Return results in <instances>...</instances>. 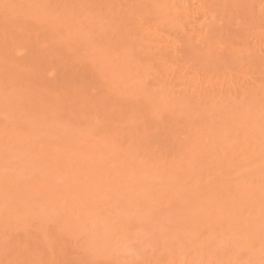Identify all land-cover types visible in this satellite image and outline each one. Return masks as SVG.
Returning a JSON list of instances; mask_svg holds the SVG:
<instances>
[{
    "label": "bare ground",
    "instance_id": "6f19581e",
    "mask_svg": "<svg viewBox=\"0 0 264 264\" xmlns=\"http://www.w3.org/2000/svg\"><path fill=\"white\" fill-rule=\"evenodd\" d=\"M230 5L264 0H0V220L53 214L79 264H264V52L193 66Z\"/></svg>",
    "mask_w": 264,
    "mask_h": 264
},
{
    "label": "rangeland",
    "instance_id": "374dc122",
    "mask_svg": "<svg viewBox=\"0 0 264 264\" xmlns=\"http://www.w3.org/2000/svg\"><path fill=\"white\" fill-rule=\"evenodd\" d=\"M236 2L234 4V6L237 4ZM232 3H234V2H232ZM230 7L232 8V5H230L229 8ZM229 8L227 9V14H226L225 19H220L219 14H217L215 18L211 19L214 22L216 21L215 22L216 33L218 31L222 32L220 34L221 40H219V42L218 41L216 42V52L218 53L217 47L219 45H217V44L228 43L229 45L227 44L228 46H225V45L222 46V49H223L222 53L219 50L220 56H219V54L217 55V53L213 50L212 56H215L214 59L208 58L207 61H203V62H200L197 64H193L195 69L199 68L201 71H203L205 73H211L212 72L211 69L213 67H215L214 62H216L217 60H220V62H221V59H222V61L224 60L227 62V57L231 58V57H233V54H234V58L236 59V61H238L235 63V65H236L235 67L237 69L236 68H234V69H236L238 71V68H239V70L246 71V72H248L247 74H250L249 71L251 70L252 67H254L252 62H254V63L256 62L255 60H256L257 56H259L257 61L260 60V58H261L260 55L263 54V52H264V50H262L264 48V20H263L264 19V16H263L264 15V8L261 10L262 12L261 11H255V8H253L252 12H251L252 14H250L251 17L250 16L246 17V15H249V13H248L249 11L248 12L245 11V12H247V14L245 13L246 15H244L241 9L237 10L238 15H239V11L241 12V14L239 16L237 14L233 15L234 14L233 10L230 8L232 10L231 11ZM234 10H236V9H234ZM244 10H246V9H244ZM248 10H250V9H248ZM256 12H257V14H256ZM253 13H255V16H253L254 15ZM258 13H260L261 15H259ZM229 14H231V15H229ZM235 16H237V17H235ZM245 17L248 18V20ZM227 18L228 19L230 18V19L227 20ZM250 18H252V19H250ZM218 19H220V21ZM257 19L259 21H257ZM239 20H241V21H239ZM244 20H246V21H244ZM243 21L245 22L244 23L245 26L243 24ZM241 25H243V26L241 27ZM178 32L179 31H177L176 33H173V35H176V37H177L178 34H180L179 37H181V39H182V37H183V40L187 39L186 34L184 35V33L182 32L184 35V36H182L181 33L180 32L178 33ZM189 32H191V31H188V33ZM193 33H190L191 35L188 36V37H190V40H192V41H190L191 45L192 46L196 45L197 47H200L201 46L200 44L204 40L201 39L202 41L200 43V41H197L198 36L196 37L197 40H195V37H194L195 33L194 34ZM222 38H224V39L222 40ZM226 41H228V42H226ZM232 41H234V43H232V44L229 43ZM235 41L236 42H238V41L242 42V44H240L238 42L240 48L238 47V45L236 47L241 49V51H243V49H244L246 51V52L243 51V52H245L244 55H247V50H249V52H248L249 57L246 56L247 57L246 58L243 54H240L243 52H240V53L238 52V55H237V53H235V51L232 50L233 46H234V50H236ZM260 44H262L263 46H261ZM230 45H232L231 49H229ZM196 46H194L195 49H197ZM202 46H203V44H202ZM260 47H262V49ZM226 48H227V51L224 52L226 50ZM182 51H184V49H182ZM230 51L232 52V54L229 53V55H230L229 56L228 52H230ZM215 53H216V55H215ZM223 53H224V55L225 54L228 55L226 57V59H224V57H223L224 55H222V58H221V54H223ZM258 53H260V54H258ZM249 54L252 55V57H250ZM242 55L246 58V61H245L244 57H243L244 60L241 59ZM255 55H257V56L255 57ZM263 55H261L262 59L264 58ZM238 56H241V57H239V60H238ZM248 58H250L251 61ZM204 59L206 60V58H204ZM231 59H233V58H231ZM252 59H253V61H252ZM240 61H241V63H239ZM246 62L248 65L246 64ZM242 63L244 64L243 65L244 68L242 67ZM218 64H219V62H218ZM251 64H252V66H250ZM220 65L222 66V64H220ZM216 66H217V63H216ZM221 66H218V67H221ZM245 67H246V69H245ZM251 74H253L252 71H251ZM245 76H247V75H245ZM242 79H240V80L242 81ZM217 110L218 109H216L215 112ZM40 221L41 222H39V219L35 215H32L31 213H26L25 215H22L20 217L19 223H16L12 218L9 219L7 217V215H3V218H1V220H0V264H18V263H20V264H44V263H48V264H71L72 263L71 261L73 260V258L76 259L77 257L81 256V253L79 250H78V252H76V248H75V247H77L76 244L72 243V241L74 242V238L70 242V238H67L66 235H64V233H62V231H61L62 227L60 226V221H58L53 216V214L49 213V216L46 218V222H44V220H40ZM43 236H45V237H43ZM43 238H45V241ZM48 239L50 240L51 243L48 242ZM75 242H77V240H75ZM52 243H54V245H52ZM44 244L45 245L47 244V246L45 247ZM49 244H51L52 246H49ZM70 244L73 246H71ZM50 247H53V249H54L52 252H51L52 248L50 249ZM71 248L75 249V252ZM56 251H58V252L56 253ZM50 252H51V254H48ZM74 254H77V256H75ZM49 255H51V256H49ZM72 256H74V257L71 258ZM46 259H48V260H46ZM49 259H50V262H49ZM114 259L116 261L110 259L112 262L111 264H113L115 262L119 264V262H121L120 260H118V256H117V258H114ZM79 260H80V258H79ZM79 260L76 259L73 264H77V263L79 264V262H80ZM69 261H70V263H69ZM113 261H115V262H113ZM102 263H104V262L102 261L99 264H102ZM122 263H124V260L121 262V264ZM106 264H107V262H106ZM108 264H109V262H108Z\"/></svg>",
    "mask_w": 264,
    "mask_h": 264
}]
</instances>
